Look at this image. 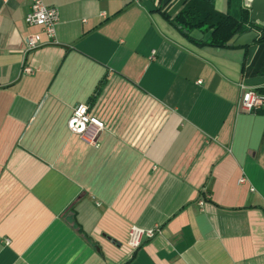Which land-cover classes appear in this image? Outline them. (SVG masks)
<instances>
[{
  "label": "crops",
  "instance_id": "obj_1",
  "mask_svg": "<svg viewBox=\"0 0 264 264\" xmlns=\"http://www.w3.org/2000/svg\"><path fill=\"white\" fill-rule=\"evenodd\" d=\"M42 1L57 42L24 59L39 28L0 0V264H264V109H238L264 41L188 40L165 15L189 0ZM77 103L98 146L67 128ZM131 226L158 231L131 249Z\"/></svg>",
  "mask_w": 264,
  "mask_h": 264
},
{
  "label": "built area",
  "instance_id": "obj_2",
  "mask_svg": "<svg viewBox=\"0 0 264 264\" xmlns=\"http://www.w3.org/2000/svg\"><path fill=\"white\" fill-rule=\"evenodd\" d=\"M28 2V11L24 16V21L29 26H36L39 32L31 33L24 38L23 57L40 46L45 44H55L56 25L58 23V9L55 6H48L42 0H26ZM45 36V40L41 35ZM23 59V72L30 73L31 67L25 64ZM242 95L238 104V109L243 112H255L264 109V94H260L255 90L240 85ZM68 130L72 134L78 135L85 142L98 146V134L103 130L104 124L95 115L90 112L87 103H77L72 108L71 114L66 122ZM239 182L245 183L246 178L240 177ZM253 190V187H250ZM202 204L203 201L198 202ZM158 231L157 227L140 228L131 226L128 234L127 245L131 249L137 248L143 237L151 238Z\"/></svg>",
  "mask_w": 264,
  "mask_h": 264
},
{
  "label": "trees",
  "instance_id": "obj_3",
  "mask_svg": "<svg viewBox=\"0 0 264 264\" xmlns=\"http://www.w3.org/2000/svg\"><path fill=\"white\" fill-rule=\"evenodd\" d=\"M173 24H179V32L188 40L210 46L226 47L225 43L234 34H242L252 29H264L255 26L249 19L247 11L243 12L241 19L237 20L228 13L217 11L213 6V0H189L186 5L173 18L165 15ZM199 29L203 33L213 30L207 41H197L188 35L192 29ZM186 30L187 32H184ZM264 41V39H258Z\"/></svg>",
  "mask_w": 264,
  "mask_h": 264
},
{
  "label": "water",
  "instance_id": "obj_4",
  "mask_svg": "<svg viewBox=\"0 0 264 264\" xmlns=\"http://www.w3.org/2000/svg\"><path fill=\"white\" fill-rule=\"evenodd\" d=\"M243 6L249 10L250 21L264 29V0H243ZM213 30L203 33L198 29H193L188 32V35L195 40L207 41ZM256 39H264V30L256 31L249 30L243 34H234L227 42V46H247L252 44Z\"/></svg>",
  "mask_w": 264,
  "mask_h": 264
}]
</instances>
